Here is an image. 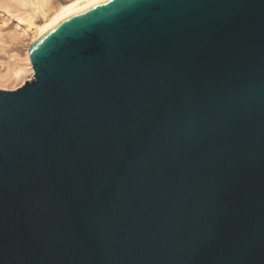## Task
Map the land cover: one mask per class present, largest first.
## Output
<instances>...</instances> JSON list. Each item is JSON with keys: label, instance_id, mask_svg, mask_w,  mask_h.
Returning <instances> with one entry per match:
<instances>
[{"label": "water", "instance_id": "obj_1", "mask_svg": "<svg viewBox=\"0 0 264 264\" xmlns=\"http://www.w3.org/2000/svg\"><path fill=\"white\" fill-rule=\"evenodd\" d=\"M0 89V264H264V0H111Z\"/></svg>", "mask_w": 264, "mask_h": 264}, {"label": "rangeland", "instance_id": "obj_2", "mask_svg": "<svg viewBox=\"0 0 264 264\" xmlns=\"http://www.w3.org/2000/svg\"><path fill=\"white\" fill-rule=\"evenodd\" d=\"M18 1H21V0H18ZM41 1L43 0H40V3H42L44 7L46 8L45 12H48L49 14L57 6H59L62 3H65L68 0H45L43 2ZM27 3L25 5V3L20 4L16 0L14 1L13 0H0V29L2 30V33H3V34L1 33V35L6 37L4 39L5 41L3 40L5 44L3 42L0 43V45H4L3 50L5 49L4 51H0V89L15 90L21 87L23 84L20 81L19 82H4V76L12 73L16 69L22 68L24 70H28L30 67V60L28 58L29 55H27L28 54L27 50H28V45L31 41L30 36L32 32H34L32 31L34 30V26L33 25L29 26L30 18H31L30 11L32 10L33 5L27 4ZM41 15L42 14H38L36 17H34V20L36 23H41L42 20L44 19V16H41ZM27 28H29L30 30ZM26 29L28 32L27 34H29V36L28 35L25 36L24 34H21L22 37L21 36L19 37L20 41L13 40L11 42L10 39L8 38L9 35L10 36H12V34L16 35L21 31H25ZM6 40L8 41L6 42ZM1 53L3 54V56ZM33 78L34 76L28 72L27 75H25L24 81L26 82L28 80H32ZM1 79H2V82H1Z\"/></svg>", "mask_w": 264, "mask_h": 264}, {"label": "bare ground", "instance_id": "obj_3", "mask_svg": "<svg viewBox=\"0 0 264 264\" xmlns=\"http://www.w3.org/2000/svg\"><path fill=\"white\" fill-rule=\"evenodd\" d=\"M16 1L20 4L25 3V5H26V3L28 2L27 4L33 5L32 10L30 11L31 18H30L29 26H32V25L34 26V30H32L34 32H32V34L30 36L31 41L28 45V50H27L28 51L27 55H29L28 58L30 60V67L28 70H24L22 68H19V69L14 70L12 73L5 75L4 76V82H19L20 81V82H22L23 85L27 82V81L26 82L24 81V78L28 72L30 74H32L34 77L36 74L34 66H33L32 58H31V53H30L31 46L36 44L37 42H39L43 38H45L48 34H50V32H52L56 28L60 27L63 23H65L69 19L77 16L78 14H80V13H82V12H84V11L94 7V6L102 4V3H97L96 0H68L65 3H62L59 6H57L51 13L48 14V12H45L46 8L44 7V5L42 3H40V0H24V1L23 0H21V1L16 0ZM43 1H45V0H43ZM43 1H41V2H43ZM13 7H14V5H13ZM38 14H42L41 16H44V19L42 20L41 23H36L34 20V17H36ZM29 28H27V29H29ZM27 29L25 31L19 32L16 35L14 34L15 36L13 34H12V36L9 35L8 38L12 42L13 40H19V37L21 36V34H24L25 36L26 35L29 36V34H27L28 33ZM1 33H2V30L0 29V43L3 42L5 44L4 39L6 37L1 35ZM7 41L8 40H6V42ZM11 42H9V43H11ZM15 42H17V41H15ZM3 46L4 45H0V51L5 50V49L3 50ZM2 56H3V54H2ZM1 82H2V79H1Z\"/></svg>", "mask_w": 264, "mask_h": 264}, {"label": "snow or ice", "instance_id": "obj_4", "mask_svg": "<svg viewBox=\"0 0 264 264\" xmlns=\"http://www.w3.org/2000/svg\"><path fill=\"white\" fill-rule=\"evenodd\" d=\"M97 3H110L111 0H96Z\"/></svg>", "mask_w": 264, "mask_h": 264}]
</instances>
